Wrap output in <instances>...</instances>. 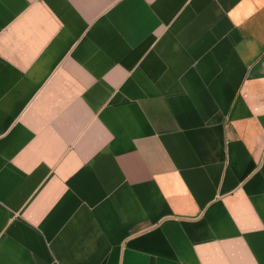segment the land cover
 Wrapping results in <instances>:
<instances>
[{"label": "crops", "instance_id": "crops-1", "mask_svg": "<svg viewBox=\"0 0 264 264\" xmlns=\"http://www.w3.org/2000/svg\"><path fill=\"white\" fill-rule=\"evenodd\" d=\"M0 264H264V0H0Z\"/></svg>", "mask_w": 264, "mask_h": 264}]
</instances>
